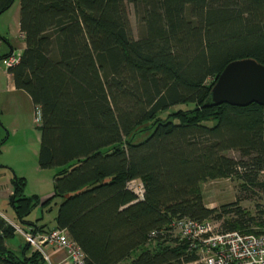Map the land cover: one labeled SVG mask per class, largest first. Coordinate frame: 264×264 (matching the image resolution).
Wrapping results in <instances>:
<instances>
[{"label":"trees","instance_id":"trees-1","mask_svg":"<svg viewBox=\"0 0 264 264\" xmlns=\"http://www.w3.org/2000/svg\"><path fill=\"white\" fill-rule=\"evenodd\" d=\"M13 2L0 0V14ZM20 28L26 46L8 70L40 105V166L59 170L47 198L26 195L25 177L12 176L18 222L67 228L86 264H122L135 251L129 264H179L187 245L171 232L148 242L176 217L264 230L240 198L210 207L203 190L236 177L241 189L264 191V105L206 104L228 62L264 63V0H21ZM136 177L142 200L127 187ZM56 197L55 225L27 218ZM15 234L0 217V264H45L28 242L9 246Z\"/></svg>","mask_w":264,"mask_h":264},{"label":"rangeland","instance_id":"rangeland-1","mask_svg":"<svg viewBox=\"0 0 264 264\" xmlns=\"http://www.w3.org/2000/svg\"><path fill=\"white\" fill-rule=\"evenodd\" d=\"M20 2L14 0L13 4L2 14H0V33L10 35L16 44L23 43V34L20 35L17 20L20 17ZM130 13L132 28L136 37H139L142 31L140 17L137 13L134 3H127ZM12 32V33H11ZM1 45L0 56L4 53L6 45ZM8 49V48H7ZM0 58V68L5 66ZM185 103L174 105V108L185 106ZM27 119L28 124L24 129H20L18 134H10L9 128L5 129V140L0 147V209L12 220L17 221L15 211L11 205L10 196L8 195L10 184V176H23L26 179L24 192L26 195L37 194L45 198L54 192V175L59 170V166L41 167L39 164V150L41 144V120L36 113V106H29L28 103ZM0 116L7 117V113H3L0 108ZM35 117L37 120H35ZM6 134V135H5ZM0 140V141H1ZM233 156H239L236 151H228ZM261 177H264L262 172ZM12 178V177H11ZM241 180L236 177H225L210 179L203 183L205 202L208 206L220 207L222 204H230L239 199L240 204L247 208L252 214L258 218L264 219V191L261 189H241ZM60 197L54 198L50 203L42 205L38 204L27 216L28 219L37 220L43 223H55V217ZM223 223V220H219ZM256 227V224L254 225ZM14 238H10L11 247L18 249L19 244H24L25 240L20 233H16ZM138 251L132 253L131 257L122 262L129 264L131 258L137 255ZM45 264H48L46 261Z\"/></svg>","mask_w":264,"mask_h":264},{"label":"built area","instance_id":"built-area-1","mask_svg":"<svg viewBox=\"0 0 264 264\" xmlns=\"http://www.w3.org/2000/svg\"><path fill=\"white\" fill-rule=\"evenodd\" d=\"M19 58L16 54H11L4 57L3 61L9 67L17 63ZM36 113L41 118L40 105H36ZM127 187L135 193V200L145 198L146 186L142 179H129ZM0 217L23 236L31 251L40 252L48 264H57L52 258L54 250L64 251L70 264H86V252L71 237L67 228L55 226L47 230L36 229L10 219L1 209ZM166 232H171L177 238V243L187 245L188 257H182L179 264H264V230H226L214 218L195 219L183 216L172 219L168 228L152 229L148 234V242L153 245L155 238Z\"/></svg>","mask_w":264,"mask_h":264},{"label":"crops","instance_id":"crops-1","mask_svg":"<svg viewBox=\"0 0 264 264\" xmlns=\"http://www.w3.org/2000/svg\"><path fill=\"white\" fill-rule=\"evenodd\" d=\"M17 25H18L19 33L21 35L23 32L21 31L20 28V17L19 20H17ZM22 37H23V43L17 45L16 40L13 41L10 35L1 34L0 47L1 45H3V43H5L4 46L6 45L5 46L6 49L1 56H3L6 53H10L9 55L16 54L17 56L20 57L23 48L26 46L25 37L24 36ZM3 59L4 57L2 58V60ZM2 63H4V61ZM28 103L29 106L35 105L30 94L25 89L17 87L13 75L8 70V67L5 65L3 69L0 68V108L2 109L3 113H7L8 115L7 117L0 116V140L4 137V132L6 128H9L10 134H18L20 129H24V127L27 126L28 124L27 112L28 113L30 112V110L28 111L29 108ZM35 120H37L36 117ZM11 177L12 176H10L9 178V180L11 181L10 182L11 187L9 188L8 191L9 196L13 192V184ZM41 197L45 198V196L43 195ZM38 223L42 224L43 222L38 221ZM55 224L56 221L55 223H52L50 225L53 226ZM9 240L10 238L7 240L8 245L13 246L10 245ZM19 246L21 245L19 244ZM52 258L57 264H70L69 258L67 257L64 251L54 250Z\"/></svg>","mask_w":264,"mask_h":264},{"label":"water","instance_id":"water-1","mask_svg":"<svg viewBox=\"0 0 264 264\" xmlns=\"http://www.w3.org/2000/svg\"><path fill=\"white\" fill-rule=\"evenodd\" d=\"M253 101L264 105V63L254 57H242L225 65L206 104L246 105Z\"/></svg>","mask_w":264,"mask_h":264}]
</instances>
